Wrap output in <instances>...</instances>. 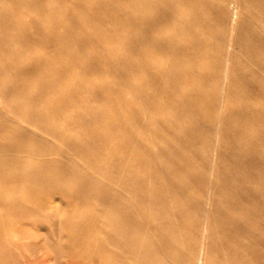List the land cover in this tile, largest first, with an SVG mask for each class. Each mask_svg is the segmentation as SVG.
<instances>
[{
    "label": "bare ground",
    "instance_id": "obj_1",
    "mask_svg": "<svg viewBox=\"0 0 264 264\" xmlns=\"http://www.w3.org/2000/svg\"><path fill=\"white\" fill-rule=\"evenodd\" d=\"M250 2L248 11L254 26L244 27L236 40L226 36L224 29L217 33L210 29V45L195 41L199 30L195 31L190 20H184L186 11L201 7L195 0H140L130 25V46L137 52L136 33H147L155 24L147 20L151 7L161 11L157 23L174 20L179 24L170 37L159 30L162 43L154 47L169 55V64L142 60L136 66L159 83L172 84L173 88L166 89L165 101L170 108L178 103L175 115L180 118L193 117L198 111L205 114L201 104L186 97L184 86L205 81L218 84L211 93L202 91L210 98V132L198 133L192 125L187 127L182 143L198 153V142L212 148L220 139L230 148L233 162L219 157L213 164L210 154L204 153L202 171L193 173L197 164L192 156L184 154L182 143L173 141L181 136L176 122L158 117L159 97L138 89L135 92L142 96L147 112L139 118L135 110L138 106L133 105L136 125L130 124L131 134L123 138L121 148H114L118 136L109 134L116 127L115 121L93 132L102 150L112 148L122 158L129 154L136 164L153 168L140 173L121 163L118 169L128 170L129 179L135 182L130 185L127 178L122 189L115 188L119 180L112 179L109 172L113 168L101 158L89 161L88 168L77 164L60 167L59 171L67 174L83 168L91 174L106 173L93 175L88 186L76 185L57 169L40 175L37 184H16L12 177H4L0 190L10 193L0 196V264H264V110L258 107L264 102V0ZM232 14L235 17L237 11L229 13L224 8L220 17L225 20ZM39 17L50 25L39 24L32 38L52 42L59 32L52 24L55 15ZM209 19L202 14L191 18L194 23H207ZM184 32L193 40L190 48L180 47V33ZM196 62L214 67H201L195 74ZM68 100L52 102L47 113L78 123L62 115ZM232 100L238 103L235 110L225 105ZM78 114L80 121H87L86 111ZM1 127L5 130L9 125L3 123ZM158 137L171 146L153 147L151 143ZM129 146L141 147L148 157L133 156ZM177 155L185 159L182 164L177 162ZM166 160L169 165L161 168ZM48 186L50 192H41ZM71 186L76 190L71 191ZM23 189L27 193H22ZM149 192L154 199L146 195Z\"/></svg>",
    "mask_w": 264,
    "mask_h": 264
},
{
    "label": "rangeland",
    "instance_id": "obj_2",
    "mask_svg": "<svg viewBox=\"0 0 264 264\" xmlns=\"http://www.w3.org/2000/svg\"><path fill=\"white\" fill-rule=\"evenodd\" d=\"M139 1L0 0V186L4 184V177H12L16 184L27 181L37 184L45 172L56 169L58 172L60 167L73 164L88 168L87 163L96 158H101L113 168L109 174L112 179L115 177L119 180L114 184L117 189H122L124 181L129 179L128 170L118 169L121 163L136 168L140 173L152 169V166L136 164L129 159V154L122 158L112 148L102 150L100 139L93 132L94 128H107L110 121H115L116 127L111 128L109 134L118 136L119 140L114 148H121L125 144L123 138L126 139L131 134L130 124L136 125L132 120L133 105L138 106L135 110L139 113V118L144 117L143 114L147 112L142 104V96L135 92L138 89L159 97L161 113L158 112V117L176 122L178 134L181 135L173 140L175 143H182L187 136V127L192 125L197 127L198 133L210 132V98L202 95V91L211 93L218 88V84L205 81L184 86L186 97L201 104L205 114L198 111L193 117L180 118L175 115L178 103L170 108L165 101L168 95L166 89L173 88L172 84L159 83L145 69L136 66L142 60H151L160 65L169 64V55L157 52L154 47L162 43L159 30L170 37L177 32L179 26L174 20L167 24L157 23L161 11L157 7H151L147 20L155 24L147 33H136L135 41L139 45L135 52L129 41L132 33L130 25ZM250 1L195 0V4L201 7L186 11L184 20H190L195 31L199 30L195 41L202 40L210 45V29L216 33L224 29L226 36L236 40L244 27L254 26L253 17L248 11ZM224 8L229 13L237 11V14L235 17L232 14L231 18L221 19L220 14ZM51 13L55 15L52 24L59 31L54 34L53 41L33 39L39 24L50 25L39 14ZM198 14L209 17V21L192 22L191 18ZM186 34L180 33V47L190 48L193 40ZM231 45L232 48H237L234 41ZM207 55L212 56L209 53ZM240 55L244 59V55ZM202 65L195 63V74L201 67L205 70H212L214 67L210 64ZM100 89L102 93H99ZM63 99L69 100L62 115L74 118L78 123L52 117L47 113L52 102H62ZM180 99L178 97L179 102ZM251 102L254 104L256 100L252 99ZM225 105L231 110L238 107L236 100L225 101ZM258 107L264 110V102ZM79 111L88 113L87 121L78 119ZM3 123L9 125V128L3 130ZM151 144L156 148L171 146L163 137L155 138ZM215 144L211 148L204 142H198V153L194 148L181 144L184 154L192 156V162L197 164L192 168L193 173L202 171L200 163L204 153L210 154L213 164L219 157L226 162H233L230 148L223 146L220 139ZM129 147L133 156L148 157L141 147ZM176 159L181 164L185 160L182 155H177ZM168 165L169 161L161 168L166 169ZM84 168L69 174L59 172L81 186H88L93 175L98 177L104 173L91 174ZM163 173L171 177L170 173ZM129 184L135 185V182L129 179ZM51 189L48 186L40 190L48 193ZM75 190L76 187L71 186V191ZM27 191L23 189L22 193ZM8 193L9 190H0V196ZM146 195L150 199L155 198L152 192ZM51 243L54 244L52 241Z\"/></svg>",
    "mask_w": 264,
    "mask_h": 264
}]
</instances>
